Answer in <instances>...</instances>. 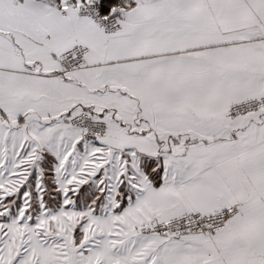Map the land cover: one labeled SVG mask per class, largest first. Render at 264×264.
I'll use <instances>...</instances> for the list:
<instances>
[{
    "label": "snow or ice",
    "instance_id": "6c2138e0",
    "mask_svg": "<svg viewBox=\"0 0 264 264\" xmlns=\"http://www.w3.org/2000/svg\"><path fill=\"white\" fill-rule=\"evenodd\" d=\"M0 264H264V0H0Z\"/></svg>",
    "mask_w": 264,
    "mask_h": 264
}]
</instances>
